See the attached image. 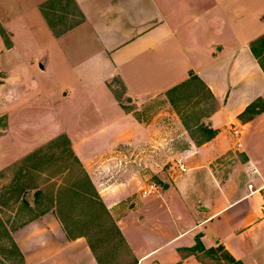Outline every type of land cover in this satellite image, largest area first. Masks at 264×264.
<instances>
[{
  "label": "rangeland",
  "instance_id": "rangeland-1",
  "mask_svg": "<svg viewBox=\"0 0 264 264\" xmlns=\"http://www.w3.org/2000/svg\"><path fill=\"white\" fill-rule=\"evenodd\" d=\"M240 1V37L229 29L225 39H251L263 25L255 18L264 12V0ZM66 4L0 0V80L6 81L0 86V264H22L13 231L49 210L62 216L72 236L90 240L102 264H135L146 251L151 258L145 264H168L173 256L165 234L199 217L192 221L179 209V224L171 228L164 211L173 210L172 200L180 207L189 198L205 204L206 188L243 167V146L219 156L199 148L206 125L213 128L217 103L197 80L153 99L121 101L130 117L111 107L107 86L71 84V66L85 55L87 37L80 32L65 41L54 35L80 20L70 0ZM65 45L73 51L67 62ZM248 133L242 145L251 143L264 169V126ZM242 191L233 190L232 198ZM198 232L181 241L179 262L230 264L219 245L201 240L203 247L193 248L202 239Z\"/></svg>",
  "mask_w": 264,
  "mask_h": 264
},
{
  "label": "crops",
  "instance_id": "crops-1",
  "mask_svg": "<svg viewBox=\"0 0 264 264\" xmlns=\"http://www.w3.org/2000/svg\"><path fill=\"white\" fill-rule=\"evenodd\" d=\"M70 2L80 20L54 35L65 41L80 32L87 37L85 55L71 66L76 77L71 84L107 86L104 96L111 107L130 117L131 112L121 109V101L153 99L183 84L194 72L217 103L210 122L217 134L199 148L219 156L243 146L244 168L206 188L205 204L197 205L194 198L187 199L183 207L179 200L169 201L173 210L164 211V215L171 228L179 224V209L199 221L176 233H163L168 236L165 244L172 246L173 259L168 264L183 259L180 243L197 231L203 243L223 245L244 264H264V169L251 151V143L247 139L243 145L241 142L247 129L251 133L264 126V111L247 121L239 118L249 104L264 98V70L251 49L252 40L264 33V21L260 20L264 12L255 18L258 25L263 23L257 33L237 41L225 38L231 37L229 29L232 37L239 36L236 30L239 19L243 20L240 0ZM66 3L61 0L62 5ZM63 49L67 62L73 51L67 45ZM115 84L124 86L122 93L109 86ZM253 180L254 185L248 188ZM241 187L240 195L232 198L233 190ZM217 221L219 225L209 229ZM13 237L25 255V264H102L89 240L83 235L69 236L53 210L27 220L13 231ZM150 253L140 254L135 264H145Z\"/></svg>",
  "mask_w": 264,
  "mask_h": 264
},
{
  "label": "trees",
  "instance_id": "trees-1",
  "mask_svg": "<svg viewBox=\"0 0 264 264\" xmlns=\"http://www.w3.org/2000/svg\"><path fill=\"white\" fill-rule=\"evenodd\" d=\"M256 43H258V46L255 45ZM256 43L251 42V49L254 52V54L256 55V57L259 59V62H260L261 66L264 70V63L262 62L261 57H260V56H264V34L256 39ZM191 80H198L199 81L200 77L197 74H195L194 72H191L189 79L187 81H185L183 84L190 82ZM177 87L178 86H175L173 89H176ZM262 111H264V98L260 97L257 100L253 101L251 104H249L246 107V109L239 115V118L241 120L247 121V120L254 118L257 114L261 113ZM205 133H206V137H205L204 141H207L216 135V130L213 129L212 127L206 125ZM58 216L60 217L61 221L64 224V219L62 218V216L60 214ZM67 232L69 233L68 230H67ZM69 236H72V235L69 233ZM89 242H90V240H89ZM13 244H14L16 250L18 251L21 263L25 264L26 259H25L24 253L21 251L19 246L17 244H15V242ZM90 244H91V247H93L91 242H90ZM198 245L199 246L201 245L203 247V243L199 237L197 238V243L195 246H193V248L198 247ZM218 247H220V249L225 250V247L223 245H219ZM224 255L228 259L230 264H244V262L242 260L236 259L227 250H225ZM175 264H184V263L183 262H177Z\"/></svg>",
  "mask_w": 264,
  "mask_h": 264
},
{
  "label": "water",
  "instance_id": "water-1",
  "mask_svg": "<svg viewBox=\"0 0 264 264\" xmlns=\"http://www.w3.org/2000/svg\"><path fill=\"white\" fill-rule=\"evenodd\" d=\"M41 67L44 68L45 67V63L41 62ZM6 81L5 80H0V86L2 84H4Z\"/></svg>",
  "mask_w": 264,
  "mask_h": 264
},
{
  "label": "built area",
  "instance_id": "built-area-1",
  "mask_svg": "<svg viewBox=\"0 0 264 264\" xmlns=\"http://www.w3.org/2000/svg\"><path fill=\"white\" fill-rule=\"evenodd\" d=\"M238 132V130H236V133ZM181 167H182V169L183 170H186L187 169V166H186V164H184V163H181Z\"/></svg>",
  "mask_w": 264,
  "mask_h": 264
}]
</instances>
